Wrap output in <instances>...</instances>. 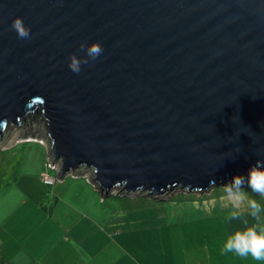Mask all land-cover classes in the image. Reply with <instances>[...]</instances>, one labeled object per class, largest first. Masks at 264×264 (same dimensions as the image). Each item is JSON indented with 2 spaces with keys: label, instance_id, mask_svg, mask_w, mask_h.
<instances>
[{
  "label": "water",
  "instance_id": "water-1",
  "mask_svg": "<svg viewBox=\"0 0 264 264\" xmlns=\"http://www.w3.org/2000/svg\"><path fill=\"white\" fill-rule=\"evenodd\" d=\"M29 122L58 181L90 172L103 197L247 177L264 160V0H0V140Z\"/></svg>",
  "mask_w": 264,
  "mask_h": 264
},
{
  "label": "crops",
  "instance_id": "crops-1",
  "mask_svg": "<svg viewBox=\"0 0 264 264\" xmlns=\"http://www.w3.org/2000/svg\"><path fill=\"white\" fill-rule=\"evenodd\" d=\"M23 138L0 154L8 172L0 183L6 264H264L221 254L226 237L246 227L243 219L256 223L247 213L228 220L225 193L182 191L159 200L103 197L87 176L47 184L45 173L58 176L47 169V146Z\"/></svg>",
  "mask_w": 264,
  "mask_h": 264
},
{
  "label": "clouds",
  "instance_id": "clouds-1",
  "mask_svg": "<svg viewBox=\"0 0 264 264\" xmlns=\"http://www.w3.org/2000/svg\"><path fill=\"white\" fill-rule=\"evenodd\" d=\"M9 30H14L19 39H29L31 35L30 26L20 16L13 17ZM80 50L84 52L83 56L69 54V69L76 74L81 72L82 65L96 60L102 54L103 47L99 41L90 44L81 42ZM246 184L252 192L264 197V160H257L249 168L247 177L234 175L230 182L223 185V206L231 208L227 219L240 220L247 213L256 223L249 225L248 220L243 219L246 227L243 230L237 229L226 237L221 254L235 253L240 257L250 256L255 261H264V216L261 215L264 208L244 190Z\"/></svg>",
  "mask_w": 264,
  "mask_h": 264
},
{
  "label": "rangeland",
  "instance_id": "rangeland-1",
  "mask_svg": "<svg viewBox=\"0 0 264 264\" xmlns=\"http://www.w3.org/2000/svg\"><path fill=\"white\" fill-rule=\"evenodd\" d=\"M41 133L44 134V131L41 129V126H39V125L38 126H34L32 124V122H29L28 125L26 127H24V128L22 126H19V125H14V124L11 125L9 130H8V132H7V134H6V137L4 138V140H0V154H1V152L9 151L10 150L9 148H12L15 144H18L20 141L24 140L23 137H27V138L34 137L33 139H36L38 137H41ZM45 144H46V146L48 145L47 141L45 142ZM46 158H47V156H46ZM2 161H3V158H1V156H0V183L3 182V179H2L3 176L8 173L5 169H3L1 167L2 166ZM87 173L90 175V172H87ZM0 188H1L0 189V198H1L3 196V193H2L3 189H2V187H0ZM212 189H213L212 197H215L219 193H221V194L224 193L223 186L214 187ZM244 190L248 191L249 195L252 198L256 199L261 204L262 208H264V197H261V196L257 195L256 193L252 192L251 189L248 186L245 187ZM210 191H206V192H192V193H194V194L205 193L206 197H208L209 196L208 193ZM178 192H182V191L178 190V191H175V193L174 192L173 193L176 194ZM113 193L118 195L119 194V189L115 190V192H113ZM4 210H5V204H1L0 203V219L4 216V213H5ZM0 264H6V262L4 261V258L2 257L1 252H0Z\"/></svg>",
  "mask_w": 264,
  "mask_h": 264
},
{
  "label": "built area",
  "instance_id": "built-area-1",
  "mask_svg": "<svg viewBox=\"0 0 264 264\" xmlns=\"http://www.w3.org/2000/svg\"><path fill=\"white\" fill-rule=\"evenodd\" d=\"M27 139H30V138H27ZM34 140H37V141H38L37 138L34 139ZM47 169H48V170H54V171H57V173H59L58 165L53 166V165L51 164V160H50V158H48ZM87 177H88V179H89V175H88ZM57 179H58V176H55V175H53V174H51V173H48V172L45 173V174L43 175V180H44V182L47 183V184H54V183L57 181Z\"/></svg>",
  "mask_w": 264,
  "mask_h": 264
}]
</instances>
